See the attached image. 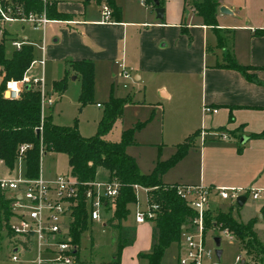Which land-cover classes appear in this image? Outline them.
Wrapping results in <instances>:
<instances>
[{
  "label": "crops",
  "instance_id": "obj_1",
  "mask_svg": "<svg viewBox=\"0 0 264 264\" xmlns=\"http://www.w3.org/2000/svg\"><path fill=\"white\" fill-rule=\"evenodd\" d=\"M49 2L62 16L50 17L53 20L45 24L43 33L31 29L27 24H4L5 53L8 55L12 49L9 38H24L32 42L34 56H38L40 51L37 44L42 37L44 64L55 68V72L58 64L62 67L61 75L50 82V92L61 93L63 90L54 89L53 80L63 75L78 77L67 64L68 60L77 59L92 62L93 78L101 68L107 71V75L113 76V65H116V73L122 78L131 75L135 80H146L148 85L154 86L157 100L175 98L179 110L181 108L184 113L194 114L195 108L190 110L186 96L197 87L199 122L189 123L188 128L186 122L181 130L176 131L178 138L175 137L172 144H179L188 134L192 136L193 132L199 134L202 127L214 129L211 130L213 133L207 131L208 136L198 140L195 139L196 135L191 144H198L197 147L194 145L198 165L196 170L185 167L174 171L172 166L163 173L165 177L162 175L160 178L164 183L262 188L260 196L253 198L244 212L243 207L250 195L242 205L235 204L237 215L232 213L244 222L254 219L257 235H264V137L253 135L264 130V14L253 23L249 13L253 0H221V4L227 5L232 12L217 10V32L203 23L193 4L188 7L187 0H162V17H157L154 7L144 0H113L118 11L111 10L109 20H101L97 2L94 6L88 4V0ZM258 6L264 9V5ZM218 35L225 41L223 45L219 43ZM227 52L234 55L238 64L251 66L248 72L253 75L252 79L239 69L224 65ZM38 67L36 65L27 71L33 73L32 69ZM46 67L43 65V72ZM121 69L128 76H123ZM202 104L218 109L204 114ZM222 134L227 137H222ZM243 137L245 139L241 142ZM2 165L5 174L13 172ZM150 170L140 171L146 173ZM95 177L105 178L106 170L97 167ZM140 190L144 191V205L139 198ZM136 196L137 201L127 204L129 211L121 220V224L131 231L132 241L117 249L116 230L105 224L112 209L110 205V209L104 211L101 217V223L113 230L108 242V255L94 264H140L144 260L138 254L150 249L153 221L137 222L133 218L137 208L145 207L149 193L138 188ZM210 196L220 197L214 192ZM209 207L211 210L210 204ZM180 246L181 242L178 248ZM77 252L78 245L75 264L80 263ZM92 260H85V263L93 264Z\"/></svg>",
  "mask_w": 264,
  "mask_h": 264
},
{
  "label": "trees",
  "instance_id": "obj_2",
  "mask_svg": "<svg viewBox=\"0 0 264 264\" xmlns=\"http://www.w3.org/2000/svg\"><path fill=\"white\" fill-rule=\"evenodd\" d=\"M21 2L24 9L40 10V0H15ZM98 4L105 2L113 12L118 11V6L113 0H94ZM155 7L152 0H144ZM221 0H193V8L202 17L203 23L208 24L214 31L217 29V10ZM162 5V0H159ZM48 17H60L61 13L54 10L52 2L46 3ZM220 44H224L218 35ZM34 56L33 46L30 43H22L19 48H12L7 55L4 48V38L0 39V160L11 169L18 157L17 146L21 143H29L20 154L23 173L27 176H35L39 169V158L42 151L53 150L63 152L67 157L69 173L78 180H90L95 177L97 167L106 170V177H115L119 181L118 192L112 203L110 215L105 224L116 230L117 249L129 244L133 235L128 227L121 224V220L128 213L127 204L137 201L136 190L133 183L149 187V201L158 203L153 221L150 249L139 252L138 256L144 260L140 264H164L162 255L164 249L173 241L180 242L183 224H186L193 215V209L181 198L174 187L168 186L160 178L161 172L178 159L190 144L191 136L180 143L179 149L169 159L158 162L150 172H141L135 158L129 155L124 146L131 141L129 129L122 131L121 138L113 141L101 137V132L106 130L113 116L119 111L121 99L110 97L104 107L103 115L98 122L97 130L89 136L80 135L75 124L62 125L51 121L49 114H44L41 127L35 132L39 124V94L38 90L29 84L23 86L19 95L15 98H7L2 94L5 81L19 79L29 61ZM68 66L73 69L80 78L79 99L85 100L90 96L93 82V65L88 59L68 60ZM224 65L234 67L242 71L248 78L253 75L248 72L250 65L238 64L232 53L225 55ZM65 75L52 81V87L62 90L65 85ZM256 137H264V130L253 134ZM105 209L110 205L105 201ZM236 204V203H234ZM7 203L0 193V219L7 216ZM72 220L69 225V233L72 241L78 245L80 232L87 224V213L84 209V201L79 196L78 202L72 211ZM254 219L241 221L234 218L232 210H218L215 215L208 210L205 225H221L230 230L239 240L246 251H256L259 261L253 264H262L264 260V243L260 241L253 226Z\"/></svg>",
  "mask_w": 264,
  "mask_h": 264
},
{
  "label": "built area",
  "instance_id": "obj_3",
  "mask_svg": "<svg viewBox=\"0 0 264 264\" xmlns=\"http://www.w3.org/2000/svg\"><path fill=\"white\" fill-rule=\"evenodd\" d=\"M40 10H25L22 3L15 0H0V39L3 38V27L7 22L27 24L33 30L43 33L45 24L53 20L46 14V3L49 0H40ZM101 20L110 19V8L105 2L99 3ZM12 48L17 49L22 43L31 41L16 38L8 39ZM39 55L33 56L22 76L19 79L5 81L2 94L7 98H15L19 95L24 84H32L39 94V124L44 115L45 105L53 101L52 93L45 90L43 77V41L37 44ZM39 66V73L34 74L27 70ZM121 68L123 66L121 65ZM123 76L128 73L121 69ZM216 106L204 104L203 112H215ZM222 137H227L222 134ZM29 143H21L17 146L18 159L22 151ZM137 190L149 187L138 183L132 184ZM174 187L176 193L185 200L194 213L186 224H183L180 242L185 250L174 264H205V259L212 256L214 250L207 246L205 219L209 207L210 195L214 192L221 198L229 199L236 203L240 194L257 198L262 188L244 186L204 185L201 183L169 184ZM119 181L115 177L97 178L90 180H78L69 172H60L53 176H45L40 169L35 176H27L20 169L16 173H8L0 176V193L7 203V216L0 219V225L5 228L10 245L9 257L19 264H75L77 245L72 241L69 233V225L72 220V211L78 202L79 196L84 201V209L88 219H101L105 204L112 205V201L118 192ZM158 203L148 201L143 208H137L133 212V218L137 222L152 219ZM219 225V224H218ZM221 227V225H219ZM230 236L234 235L223 227ZM240 258L239 255L236 256Z\"/></svg>",
  "mask_w": 264,
  "mask_h": 264
},
{
  "label": "rangeland",
  "instance_id": "obj_4",
  "mask_svg": "<svg viewBox=\"0 0 264 264\" xmlns=\"http://www.w3.org/2000/svg\"><path fill=\"white\" fill-rule=\"evenodd\" d=\"M87 3L93 6L95 5L94 0H88ZM187 4L190 7V4H193V0H187ZM258 5H264V0H253L249 8L253 23L264 14V9L259 8ZM43 65L47 66L43 72V77L45 90L48 91L51 80L61 75L62 67L58 64V69L55 72V68H49L47 63ZM32 70L34 74L39 73V67L33 68ZM113 70V76L111 74L107 75V71L104 72L102 68L101 71L96 73L95 78H93L90 96L85 100L79 99V76L71 78V75H66L62 92L57 93L51 90L53 101L50 105L44 106L43 112L45 115H50L52 122L62 125H71L74 123L80 135L89 136L96 132L98 122L103 115V110L108 99L110 97L120 98L119 111L113 116L109 127L101 132V137L118 141L121 138L122 131L129 129L131 141L125 144V151L135 158L139 170H152L158 162L165 161L176 153L179 149V144L186 141L191 135L188 134L179 144H172L173 139L177 137L176 131L181 130L186 122L187 128L190 124L199 122L197 115V110L199 111L198 88L194 87L186 96V99L190 103V110L192 111L195 108L193 110L194 114H190V112L184 113L181 108L179 110L175 98L171 100L160 98L161 101L157 100L159 98L157 93L155 95L154 86L148 85L146 80H135L131 75L130 77L122 78L116 73V65H113ZM203 106L204 104L201 107L202 112ZM186 108L189 110L188 107ZM211 130L202 127L199 130V134L198 132L196 134L193 132L192 136H194H191L189 140L190 144L185 147L186 150L184 153L172 164L168 165L161 172L160 176L169 170V168H172V166H174V171L179 168L184 169L185 167H189L191 171L196 170L198 165L196 163L197 153L195 152V146L197 147L198 144H193V146L191 144L196 135L198 136L195 139L198 140L202 137H207V131H210L212 134L213 132ZM39 166L44 175L57 172H69L67 157L63 152L53 150L42 151L39 158ZM11 169L14 173L20 169L23 170L21 160L16 158L15 164ZM5 172V168L0 162V176L4 175ZM164 177L165 175H163ZM139 198L142 201L141 204L144 205V191H139ZM253 200L251 196L247 197L242 212L245 211L244 208H247ZM209 204L211 205V214L215 215L218 210L227 211L231 209L237 215V205L234 204L235 206H232L229 199L210 196ZM257 216H259V213ZM234 218L236 217L234 216ZM101 219H88L85 229L79 234L77 252L79 264H86L85 262L88 259H93L92 263L94 264L101 257L105 258L108 255V242L111 239L113 230L106 225L104 226L101 223ZM206 235L207 246L212 248L214 253L205 259V264H241L242 258L246 259L244 264H253L259 261L258 257L260 253L246 251L245 248L243 249L238 238L235 235L230 236L227 234L225 229L219 225L208 227L206 229ZM214 235L220 237L219 247L221 248V255L219 258L215 254V248L217 246L213 239ZM258 238L264 243V235L258 236ZM179 248L176 241L171 242L164 249L162 261L164 263L176 262L177 257L185 250L183 243ZM9 254L10 245L8 236L5 228L0 225V264H18L10 259ZM237 255L241 258L237 259ZM262 264H264V260Z\"/></svg>",
  "mask_w": 264,
  "mask_h": 264
},
{
  "label": "water",
  "instance_id": "obj_5",
  "mask_svg": "<svg viewBox=\"0 0 264 264\" xmlns=\"http://www.w3.org/2000/svg\"><path fill=\"white\" fill-rule=\"evenodd\" d=\"M154 3H155V7H154V10L156 12V16L157 17H162L163 15V7L159 5V0H152ZM221 12H226V13H230L232 12V10L225 4H220L219 5V8H218ZM24 86H27V84H24ZM37 129H35V132L37 133ZM244 137L241 139V142L244 141ZM246 195L245 194H240L237 196L236 198V203L238 205H242L244 203V201L246 200ZM213 239L215 241V244H216V248H215V254L216 256L219 258L220 255H221V248L219 247V244H220V237L218 235H214L213 236ZM241 262L243 264L244 262V259H241Z\"/></svg>",
  "mask_w": 264,
  "mask_h": 264
}]
</instances>
